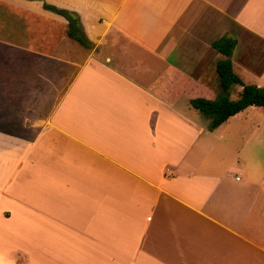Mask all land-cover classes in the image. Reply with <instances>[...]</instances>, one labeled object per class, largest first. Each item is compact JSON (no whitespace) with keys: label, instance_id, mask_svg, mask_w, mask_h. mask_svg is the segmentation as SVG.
<instances>
[{"label":"crops","instance_id":"0c3cea01","mask_svg":"<svg viewBox=\"0 0 264 264\" xmlns=\"http://www.w3.org/2000/svg\"><path fill=\"white\" fill-rule=\"evenodd\" d=\"M222 37L264 86V0H0V264H264V184L208 160L259 111L209 130L190 105Z\"/></svg>","mask_w":264,"mask_h":264},{"label":"trees","instance_id":"16d2710c","mask_svg":"<svg viewBox=\"0 0 264 264\" xmlns=\"http://www.w3.org/2000/svg\"><path fill=\"white\" fill-rule=\"evenodd\" d=\"M44 9L63 17L67 22V36L79 43L83 48L90 49L91 44L85 37H79L81 32L79 18L75 13L57 9L44 4ZM236 46V40L222 37L212 43L213 49L225 58L216 63L215 72L219 79L220 92L214 99L197 97L190 100V105L210 119L209 130H214L227 122L231 117L249 106H254L259 113H264V86L244 85L233 72L230 57ZM233 85L242 87L238 99L229 98V89Z\"/></svg>","mask_w":264,"mask_h":264},{"label":"rangeland","instance_id":"374dc122","mask_svg":"<svg viewBox=\"0 0 264 264\" xmlns=\"http://www.w3.org/2000/svg\"><path fill=\"white\" fill-rule=\"evenodd\" d=\"M261 48L264 49V46L261 45ZM243 79L245 82L247 81L245 77ZM214 89L218 90V87ZM240 90V85L231 86L229 90L230 99L236 100ZM233 128L245 136L241 138L242 136L240 137L232 130L224 132L222 142L217 143V140H214L216 142L215 147L209 153L208 160L219 158L220 161L227 162L232 151L238 150L240 152L239 161L233 165V173L230 177H234L238 172L245 173L247 176L246 184L249 185L250 192L257 191L260 185L264 184V113L258 114L253 108H249L239 116ZM248 137L249 139H246ZM225 169V166L217 168L219 174Z\"/></svg>","mask_w":264,"mask_h":264},{"label":"built area","instance_id":"2783aa9c","mask_svg":"<svg viewBox=\"0 0 264 264\" xmlns=\"http://www.w3.org/2000/svg\"><path fill=\"white\" fill-rule=\"evenodd\" d=\"M240 179H241L240 175H236V176H235V180H236V181H239Z\"/></svg>","mask_w":264,"mask_h":264},{"label":"water","instance_id":"95a60500","mask_svg":"<svg viewBox=\"0 0 264 264\" xmlns=\"http://www.w3.org/2000/svg\"><path fill=\"white\" fill-rule=\"evenodd\" d=\"M78 36H79V37H83V33L80 32V33L78 34Z\"/></svg>","mask_w":264,"mask_h":264}]
</instances>
